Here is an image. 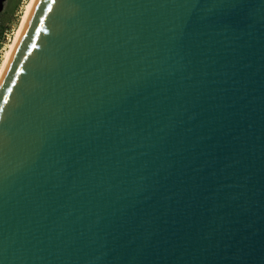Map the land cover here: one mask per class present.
Masks as SVG:
<instances>
[{
    "label": "water",
    "instance_id": "obj_1",
    "mask_svg": "<svg viewBox=\"0 0 264 264\" xmlns=\"http://www.w3.org/2000/svg\"><path fill=\"white\" fill-rule=\"evenodd\" d=\"M0 264H264V0H36Z\"/></svg>",
    "mask_w": 264,
    "mask_h": 264
},
{
    "label": "rangeland",
    "instance_id": "obj_2",
    "mask_svg": "<svg viewBox=\"0 0 264 264\" xmlns=\"http://www.w3.org/2000/svg\"><path fill=\"white\" fill-rule=\"evenodd\" d=\"M31 0H6L0 13V68Z\"/></svg>",
    "mask_w": 264,
    "mask_h": 264
},
{
    "label": "bare ground",
    "instance_id": "obj_3",
    "mask_svg": "<svg viewBox=\"0 0 264 264\" xmlns=\"http://www.w3.org/2000/svg\"><path fill=\"white\" fill-rule=\"evenodd\" d=\"M35 2H36V0H31L29 5L27 6V9H26V12L24 13V17L22 19L21 25L19 26L18 31L15 34V37H14L12 43L9 45L8 49L6 50L2 66L0 68V84H1L2 79H3L4 75H5V72H6L7 68H8V65H9V63L11 61L13 53H14V51L16 49V46H17V44L19 42V39H20V37L22 35V32H23V30L25 28V25L27 23V20H28V18L30 16V13H31V11L33 9V6H34Z\"/></svg>",
    "mask_w": 264,
    "mask_h": 264
}]
</instances>
